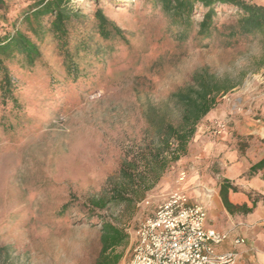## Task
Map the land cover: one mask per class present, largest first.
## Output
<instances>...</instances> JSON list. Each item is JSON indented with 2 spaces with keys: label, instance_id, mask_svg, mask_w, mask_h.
<instances>
[{
  "label": "rangeland",
  "instance_id": "374dc122",
  "mask_svg": "<svg viewBox=\"0 0 264 264\" xmlns=\"http://www.w3.org/2000/svg\"><path fill=\"white\" fill-rule=\"evenodd\" d=\"M32 3L2 0L0 42L17 28L40 43L25 20ZM63 7L65 27L76 24L79 39L88 36L86 48L66 51L50 36L32 64L16 51H0V264H93L105 223L130 238L193 166L171 163L144 193L120 177L152 136L145 112L163 111L198 70L241 79L238 90L264 69L248 72L261 53L258 43L226 36L233 11L218 14L222 28L205 39L197 35L198 15L186 37H177L159 0H66ZM96 10L110 24L107 37ZM51 18H42L46 30ZM4 74L12 101L2 96ZM177 120L171 112L170 121ZM213 128L214 121L211 134ZM115 189L130 201L112 200ZM144 199L149 204L139 205ZM130 250L128 240L116 250L124 264Z\"/></svg>",
  "mask_w": 264,
  "mask_h": 264
},
{
  "label": "trees",
  "instance_id": "16d2710c",
  "mask_svg": "<svg viewBox=\"0 0 264 264\" xmlns=\"http://www.w3.org/2000/svg\"><path fill=\"white\" fill-rule=\"evenodd\" d=\"M35 5L30 18L26 17L29 30L39 38V44L30 40L29 36L19 29L7 39L0 42V51L4 54L16 51L23 54L26 61L32 62L39 58L40 48L48 44L52 36L55 45L64 50L72 49L77 45L86 48V40H80L79 28L76 24L65 27L69 19L63 4L66 0H29ZM162 4L163 13L170 17L176 28V36L185 38L193 24L192 17H201L197 23V35L210 39L222 26L218 27L217 15L223 11H233L234 26L227 31L229 39H242L245 44L258 43L261 53L253 59L254 69L264 67V6L251 0H159ZM2 0H0V5ZM31 5V4H30ZM52 15L51 27L47 30L42 24L44 16ZM98 21V29L104 37H107L106 27L110 24L105 20L100 10L95 11ZM15 26V25H14ZM115 31H118L117 28ZM50 32V33H49ZM72 38V39H71ZM96 60V59H95ZM241 82L230 77L218 78L206 69L196 71L190 84L171 93L166 100V108L159 111L149 108L145 112V120L152 129V136L145 148L137 153V157L128 163V168H120L119 175L122 179L140 189L143 193L150 190L158 177L171 163L177 162L186 154L188 143L193 139L196 127L200 120L205 117L217 104L218 99L232 91ZM2 96L13 100L10 95V79L6 74L3 76ZM171 112L177 114V123L173 124ZM142 165V166H140ZM229 186L222 184L219 188V196L222 204L227 209L230 207L226 200V192ZM111 199L124 202L130 198L119 190H114ZM127 239L114 225L105 223L101 228L100 251L94 264H117L120 256L114 254L115 249L120 247ZM2 251V250H1Z\"/></svg>",
  "mask_w": 264,
  "mask_h": 264
},
{
  "label": "crops",
  "instance_id": "0c3cea01",
  "mask_svg": "<svg viewBox=\"0 0 264 264\" xmlns=\"http://www.w3.org/2000/svg\"><path fill=\"white\" fill-rule=\"evenodd\" d=\"M213 121L223 123L226 132L211 134ZM186 161L193 166L180 188L205 207V226L226 234L215 252L236 253L234 264H264V69L222 97L200 120L178 163ZM222 184L229 186L227 209L219 196ZM236 239L243 243L235 244ZM126 240L131 248L132 238ZM118 248L117 264H124Z\"/></svg>",
  "mask_w": 264,
  "mask_h": 264
},
{
  "label": "built area",
  "instance_id": "2783aa9c",
  "mask_svg": "<svg viewBox=\"0 0 264 264\" xmlns=\"http://www.w3.org/2000/svg\"><path fill=\"white\" fill-rule=\"evenodd\" d=\"M227 128L214 122L213 134L221 136ZM186 178L181 172L179 182ZM144 199L139 205H148ZM205 207L192 202L180 188L170 192L153 213L129 233L132 246L128 264H234V252L216 253L215 246L226 234L205 226ZM235 244L243 243L236 239Z\"/></svg>",
  "mask_w": 264,
  "mask_h": 264
}]
</instances>
